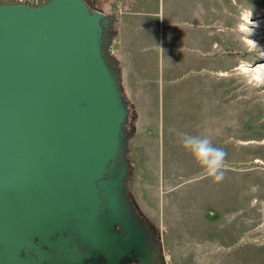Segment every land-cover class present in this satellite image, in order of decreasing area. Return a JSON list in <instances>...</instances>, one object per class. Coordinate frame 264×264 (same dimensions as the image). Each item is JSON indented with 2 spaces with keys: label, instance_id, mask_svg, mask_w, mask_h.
Instances as JSON below:
<instances>
[{
  "label": "rangeland",
  "instance_id": "rangeland-1",
  "mask_svg": "<svg viewBox=\"0 0 264 264\" xmlns=\"http://www.w3.org/2000/svg\"><path fill=\"white\" fill-rule=\"evenodd\" d=\"M85 1L115 16L118 33L117 0ZM12 2L19 3L0 0ZM133 10L154 85L136 134L128 98L123 124L128 206L158 234L142 256L149 264H264V82L235 69L264 62L260 49L242 40L264 0H135ZM244 13L252 21L241 32ZM117 33L106 47L115 48L116 77ZM195 81L206 84L195 92ZM186 134L208 135L225 150L221 180L183 146Z\"/></svg>",
  "mask_w": 264,
  "mask_h": 264
},
{
  "label": "water",
  "instance_id": "water-1",
  "mask_svg": "<svg viewBox=\"0 0 264 264\" xmlns=\"http://www.w3.org/2000/svg\"><path fill=\"white\" fill-rule=\"evenodd\" d=\"M84 0L0 4V264H52L75 237L118 264L128 113ZM88 264V263H87Z\"/></svg>",
  "mask_w": 264,
  "mask_h": 264
},
{
  "label": "crops",
  "instance_id": "crops-1",
  "mask_svg": "<svg viewBox=\"0 0 264 264\" xmlns=\"http://www.w3.org/2000/svg\"><path fill=\"white\" fill-rule=\"evenodd\" d=\"M134 1L135 0H117V9L120 7L123 9L121 13H119L120 17H118L119 27L117 36L120 40V45L117 56L120 60L121 69L117 81L124 101L127 103L126 98H128L129 101L134 104L136 110L134 134H136L137 128L141 120H143V114H147L148 108L151 105L154 85L149 75V66L147 65L149 58L143 59V56L139 53L142 48L134 24ZM215 45L216 43L214 42L212 46L214 47ZM218 46L219 44L216 45V48H218ZM217 72L218 75L221 74L220 70ZM221 75H227L226 71ZM192 84L193 85L190 87L197 92V90L202 89L206 83L195 81ZM212 84L213 82H210V85Z\"/></svg>",
  "mask_w": 264,
  "mask_h": 264
},
{
  "label": "flooded vegetation",
  "instance_id": "flooded-vegetation-1",
  "mask_svg": "<svg viewBox=\"0 0 264 264\" xmlns=\"http://www.w3.org/2000/svg\"><path fill=\"white\" fill-rule=\"evenodd\" d=\"M118 195L124 211H122L121 221L113 224L112 229L117 233L118 241L127 245L126 254L119 258L118 264H149L142 253L148 244L158 242V234L153 228L147 227L135 211L129 208L126 180L123 185L118 186ZM74 240L76 251L66 253L55 251L50 258L52 264H107L103 255L81 242L79 238L75 237ZM150 264H160V262L153 260Z\"/></svg>",
  "mask_w": 264,
  "mask_h": 264
},
{
  "label": "clouds",
  "instance_id": "clouds-1",
  "mask_svg": "<svg viewBox=\"0 0 264 264\" xmlns=\"http://www.w3.org/2000/svg\"><path fill=\"white\" fill-rule=\"evenodd\" d=\"M251 25L252 27H249V36L255 31L257 22L251 23ZM250 43H253L254 46L264 53V48L257 41L250 40ZM182 144L203 166L206 175L212 177L215 181L223 178L224 157L226 153L223 148L216 147L211 143L210 136L186 134L182 140Z\"/></svg>",
  "mask_w": 264,
  "mask_h": 264
},
{
  "label": "bare ground",
  "instance_id": "bare-ground-1",
  "mask_svg": "<svg viewBox=\"0 0 264 264\" xmlns=\"http://www.w3.org/2000/svg\"><path fill=\"white\" fill-rule=\"evenodd\" d=\"M255 18H257L258 20L257 22V26L255 27V31L254 36L252 37H247L246 35L242 36V40L243 42H245L247 45L253 47V43H250V40L252 41H257L258 44H260V46L262 48H264V13L260 14L259 11L256 12ZM243 19H245V21H243V24L241 25V27L239 28V30L241 32H243L245 29L247 30L248 27L245 26V23H251L252 19L249 17L248 13H244L243 14ZM262 55H264V53L261 52ZM237 69H239V73L243 74L244 76H251V78L259 83H263L264 82V62L259 61L257 62V65H255L254 67L247 63V62H240L237 66ZM224 71H221V74H223ZM259 160V159H258Z\"/></svg>",
  "mask_w": 264,
  "mask_h": 264
},
{
  "label": "trees",
  "instance_id": "trees-1",
  "mask_svg": "<svg viewBox=\"0 0 264 264\" xmlns=\"http://www.w3.org/2000/svg\"><path fill=\"white\" fill-rule=\"evenodd\" d=\"M84 2L89 9H92L85 0ZM116 20L117 18L112 14H105L104 22L100 21L101 52L108 69L115 76L118 75V60L114 55L107 53L106 47L110 38L117 33Z\"/></svg>",
  "mask_w": 264,
  "mask_h": 264
},
{
  "label": "built area",
  "instance_id": "built-area-1",
  "mask_svg": "<svg viewBox=\"0 0 264 264\" xmlns=\"http://www.w3.org/2000/svg\"><path fill=\"white\" fill-rule=\"evenodd\" d=\"M19 3L29 4L32 6H38L45 2V0H18ZM115 52V48L113 47V43H111L108 47V53L113 54Z\"/></svg>",
  "mask_w": 264,
  "mask_h": 264
}]
</instances>
